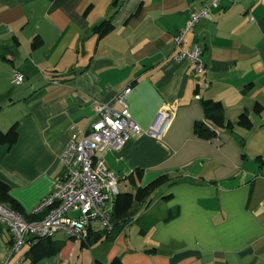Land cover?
Masks as SVG:
<instances>
[{
	"label": "crops",
	"instance_id": "crops-1",
	"mask_svg": "<svg viewBox=\"0 0 264 264\" xmlns=\"http://www.w3.org/2000/svg\"><path fill=\"white\" fill-rule=\"evenodd\" d=\"M115 1L0 0V127L19 123L0 178L28 219L42 217L33 209L53 190L61 154L97 119L100 102L134 84L128 104L141 126L149 128L162 108L173 113L161 136L144 133L96 152L120 181L138 167L142 184L167 173L171 183L159 187V201L99 242L54 236L63 247L39 262L71 264L78 247L92 245L93 264L116 256L124 264H264V110L254 109L264 104V0H224L186 33L183 47H202L201 74L177 58L173 37L209 0ZM111 16L115 27L100 38L92 28ZM37 35L44 43L33 48ZM16 70L25 75L21 84ZM206 99L221 101L235 123L212 139L195 132V123L207 120ZM244 111L251 129L236 123ZM169 211L178 214L166 220ZM12 242L0 224V263L19 256L10 255Z\"/></svg>",
	"mask_w": 264,
	"mask_h": 264
},
{
	"label": "built area",
	"instance_id": "built-area-1",
	"mask_svg": "<svg viewBox=\"0 0 264 264\" xmlns=\"http://www.w3.org/2000/svg\"><path fill=\"white\" fill-rule=\"evenodd\" d=\"M224 0H209L193 8L189 22L174 38L180 48L177 58H186L195 64L197 73H204L202 47L195 43L183 47L186 33L206 18L212 8ZM24 74L16 71L14 82L21 84ZM134 84H127L109 100L100 102L98 117L81 136L73 135L63 153V171L57 177L53 190L33 209L39 219H28L23 213L0 202V224L13 234L10 255L20 252L25 245L40 238L63 234L65 237L88 243L93 231L111 230L114 226V201L119 193L120 177L105 165L98 151L120 149L131 138L147 133L161 136L170 124L173 113L160 109L149 128H144L130 114L129 95ZM97 227V228H95ZM98 229V230H97ZM23 253L11 264H26ZM0 264H9L8 259Z\"/></svg>",
	"mask_w": 264,
	"mask_h": 264
},
{
	"label": "trees",
	"instance_id": "trees-1",
	"mask_svg": "<svg viewBox=\"0 0 264 264\" xmlns=\"http://www.w3.org/2000/svg\"><path fill=\"white\" fill-rule=\"evenodd\" d=\"M117 0L114 2L115 5ZM93 7V4L89 5L85 12L86 14ZM115 23L114 18L111 16L104 19L103 21L95 25L92 29L98 36L101 38L114 29ZM44 39L41 35L34 37L32 41L33 48H39L43 45ZM5 57V56H3ZM7 60V57H5ZM12 62V60H10ZM20 71V70H16ZM15 71V72H16ZM22 72V71H21ZM23 73V72H22ZM24 74V73H23ZM15 76V74H14ZM25 79V75H24ZM14 80V79H13ZM15 83V82H14ZM204 111L206 112L207 120L198 121L195 123V132L198 137L203 139H212L218 134L219 129L221 128H233L235 123H232L231 120H228L225 115V107L223 103L219 100L206 99L203 101ZM264 104L260 101L257 102L255 106V113L260 114L264 110ZM2 106H0V111ZM252 116L249 111H244L236 122L238 125L251 129L254 125L252 122ZM19 140V123L18 121L14 122L7 130H4L0 127V164L3 157L6 153L18 142ZM145 170L143 168H135L131 175L127 176L129 181L133 183L136 187L135 191H119L115 198L114 203V226L111 230H103L96 233H93L90 240L91 242H99L104 237L114 236L115 234L121 232L126 226H129L134 220V216L137 211L143 206L149 205L151 203V198L154 192L159 189L162 185L166 183H171V178L169 175L161 174L157 178L153 179L148 184H142L143 175ZM172 195H167L169 199ZM0 202L9 205L13 209L23 213L22 207L17 199L11 193L10 184L0 178ZM166 220L174 218L178 212L169 211L167 212ZM143 233H146L144 227L141 228ZM84 245H87L83 241ZM30 249L25 252L26 259L31 258L30 264H37L39 261L44 259L47 256H51L60 251L63 247V244L55 243L53 237H44L38 239L36 242L29 244ZM65 245V244H64ZM83 245V246H84ZM94 264H124L120 256L114 257L109 263H105L99 259L95 260Z\"/></svg>",
	"mask_w": 264,
	"mask_h": 264
},
{
	"label": "rangeland",
	"instance_id": "rangeland-1",
	"mask_svg": "<svg viewBox=\"0 0 264 264\" xmlns=\"http://www.w3.org/2000/svg\"><path fill=\"white\" fill-rule=\"evenodd\" d=\"M151 181H149V182H151ZM148 183H146V184H148ZM146 184H143V186ZM124 188H126L128 191H135L136 187L133 185V183L131 181L122 180V181H120L119 189L123 190ZM161 190H163V189H161ZM161 190L157 189L156 192L152 195V198L150 201H152L154 203L153 205H155L159 201L160 196H161V194L159 192ZM162 204H163V201L161 200L160 201V207ZM140 215H142V214H140ZM139 222H141V221H139ZM133 224H135V221ZM58 236H61V234ZM72 242H73V239H72ZM93 250L94 249L92 248V245L89 247H84V248L78 247L76 252L74 253V261L75 262L71 263V264H93V253H92ZM24 251H25V248L20 250V252H18L19 256L22 255L24 253ZM53 255H55V254H53ZM53 255H51V256H53ZM30 262H31L30 259H26V261H25L26 264H30ZM38 264H43V262H39Z\"/></svg>",
	"mask_w": 264,
	"mask_h": 264
}]
</instances>
